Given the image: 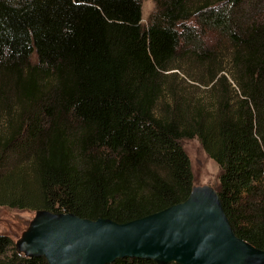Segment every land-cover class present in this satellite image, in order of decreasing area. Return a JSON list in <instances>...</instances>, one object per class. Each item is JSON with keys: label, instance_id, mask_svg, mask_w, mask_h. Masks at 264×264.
<instances>
[{"label": "trees", "instance_id": "trees-1", "mask_svg": "<svg viewBox=\"0 0 264 264\" xmlns=\"http://www.w3.org/2000/svg\"><path fill=\"white\" fill-rule=\"evenodd\" d=\"M154 1L144 25L143 0H0V207L142 218L189 197L197 139L235 233L264 250V0ZM175 71L215 94L178 95ZM16 243L0 232V264H48Z\"/></svg>", "mask_w": 264, "mask_h": 264}, {"label": "water", "instance_id": "water-1", "mask_svg": "<svg viewBox=\"0 0 264 264\" xmlns=\"http://www.w3.org/2000/svg\"><path fill=\"white\" fill-rule=\"evenodd\" d=\"M48 264H111L124 258L157 264H264V250L235 233L218 190L194 186L189 197L126 223L35 212L16 243Z\"/></svg>", "mask_w": 264, "mask_h": 264}, {"label": "rangeland", "instance_id": "rangeland-1", "mask_svg": "<svg viewBox=\"0 0 264 264\" xmlns=\"http://www.w3.org/2000/svg\"><path fill=\"white\" fill-rule=\"evenodd\" d=\"M154 8V0H143L142 22L144 25L147 24L148 19L151 13L153 12ZM210 38H213V36H206V38H204L205 42L209 43ZM220 54V67H228L230 63L229 47L226 46L225 48H223ZM184 70L188 71L191 76L200 81L202 80L207 82L210 80V75H208V73L204 69L199 70L193 68L189 70V68L184 65ZM175 72L176 74L169 78L167 80V83L169 84V86H172V88L178 93V95L180 94L182 96H187L188 98L195 101L204 100L209 102L210 94H215L213 93L214 91L211 88L212 84L209 86L199 85V83L189 80L185 76L187 75L186 72ZM232 83L233 82L228 79L226 86L231 94H235L233 88L234 84ZM15 106L16 104L14 103V101H11L9 105L6 104V107L3 106V109L6 112V110H11ZM12 111L14 110H11V112ZM182 146L191 161L194 186L209 185L214 188H217L219 184V168L217 164L204 151L200 142L197 139L185 140ZM10 160L12 163L17 162L18 157H14L12 155L10 157ZM34 215L35 212L32 211H22L9 209L6 207H0V232L8 233L14 239V241L17 242L21 238L22 234L27 230L31 220L34 218Z\"/></svg>", "mask_w": 264, "mask_h": 264}]
</instances>
